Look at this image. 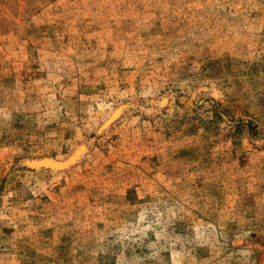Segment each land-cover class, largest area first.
Listing matches in <instances>:
<instances>
[{
    "label": "rangeland",
    "instance_id": "1",
    "mask_svg": "<svg viewBox=\"0 0 264 264\" xmlns=\"http://www.w3.org/2000/svg\"><path fill=\"white\" fill-rule=\"evenodd\" d=\"M0 264H264V0H0Z\"/></svg>",
    "mask_w": 264,
    "mask_h": 264
},
{
    "label": "water",
    "instance_id": "2",
    "mask_svg": "<svg viewBox=\"0 0 264 264\" xmlns=\"http://www.w3.org/2000/svg\"><path fill=\"white\" fill-rule=\"evenodd\" d=\"M31 162H27L26 163V166L29 167V168H31V169L38 170V169L49 168V166H47L46 164H42V163H40V164L39 163L34 164L33 161H31ZM63 167L64 166H62L61 168H63Z\"/></svg>",
    "mask_w": 264,
    "mask_h": 264
},
{
    "label": "bare ground",
    "instance_id": "3",
    "mask_svg": "<svg viewBox=\"0 0 264 264\" xmlns=\"http://www.w3.org/2000/svg\"><path fill=\"white\" fill-rule=\"evenodd\" d=\"M117 116H118V113H116L112 119L110 118V119H111V122H112L114 119H116ZM109 123H110V122H109ZM40 163H42V164H46V165L49 166V167H54V166H55V164H54L53 162H51V161L39 162V164H40ZM35 164H37V163H35Z\"/></svg>",
    "mask_w": 264,
    "mask_h": 264
}]
</instances>
